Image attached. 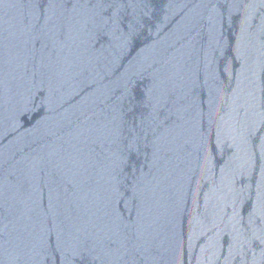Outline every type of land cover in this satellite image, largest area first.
I'll return each instance as SVG.
<instances>
[{
    "label": "water",
    "instance_id": "water-1",
    "mask_svg": "<svg viewBox=\"0 0 264 264\" xmlns=\"http://www.w3.org/2000/svg\"><path fill=\"white\" fill-rule=\"evenodd\" d=\"M0 264H264V0H0Z\"/></svg>",
    "mask_w": 264,
    "mask_h": 264
}]
</instances>
